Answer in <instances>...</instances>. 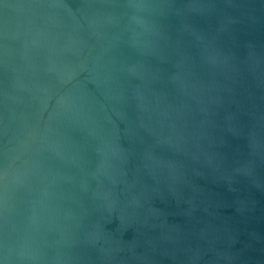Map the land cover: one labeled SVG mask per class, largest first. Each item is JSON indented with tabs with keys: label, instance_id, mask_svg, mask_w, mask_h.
Wrapping results in <instances>:
<instances>
[{
	"label": "water",
	"instance_id": "obj_1",
	"mask_svg": "<svg viewBox=\"0 0 264 264\" xmlns=\"http://www.w3.org/2000/svg\"><path fill=\"white\" fill-rule=\"evenodd\" d=\"M0 264H264V0H0Z\"/></svg>",
	"mask_w": 264,
	"mask_h": 264
}]
</instances>
